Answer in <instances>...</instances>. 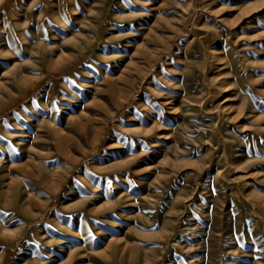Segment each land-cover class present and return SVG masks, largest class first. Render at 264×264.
Instances as JSON below:
<instances>
[{"label":"rangeland","instance_id":"obj_1","mask_svg":"<svg viewBox=\"0 0 264 264\" xmlns=\"http://www.w3.org/2000/svg\"><path fill=\"white\" fill-rule=\"evenodd\" d=\"M0 264H264V0H0Z\"/></svg>","mask_w":264,"mask_h":264}]
</instances>
